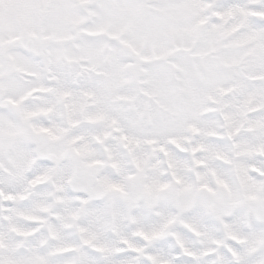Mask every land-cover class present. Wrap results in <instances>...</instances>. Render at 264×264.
<instances>
[{"label":"snow or ice","instance_id":"obj_1","mask_svg":"<svg viewBox=\"0 0 264 264\" xmlns=\"http://www.w3.org/2000/svg\"><path fill=\"white\" fill-rule=\"evenodd\" d=\"M0 264H264V0H0Z\"/></svg>","mask_w":264,"mask_h":264}]
</instances>
